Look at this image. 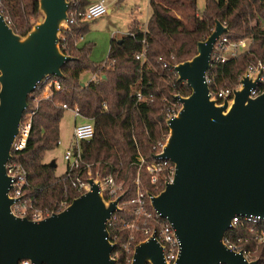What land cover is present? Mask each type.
Here are the masks:
<instances>
[{
  "label": "water",
  "instance_id": "1",
  "mask_svg": "<svg viewBox=\"0 0 264 264\" xmlns=\"http://www.w3.org/2000/svg\"><path fill=\"white\" fill-rule=\"evenodd\" d=\"M70 6L69 0H39L43 19L25 37L0 12V264L117 263L108 223L125 195L107 202L100 181L90 179L91 191L40 222L11 210L7 166L29 99L44 79H63L73 60L60 48ZM228 33L216 21L212 34L198 43L197 55L174 67L192 94L176 97L182 109L167 122L170 135L156 156L171 161L176 173L151 204L175 231L180 247L175 264H258L225 244L235 217L264 220V92L251 96L261 76L243 75L233 99L223 104L211 99L207 79L215 45ZM49 166L56 169V161ZM132 264H167L155 234L135 248Z\"/></svg>",
  "mask_w": 264,
  "mask_h": 264
},
{
  "label": "trees",
  "instance_id": "2",
  "mask_svg": "<svg viewBox=\"0 0 264 264\" xmlns=\"http://www.w3.org/2000/svg\"><path fill=\"white\" fill-rule=\"evenodd\" d=\"M77 24L71 33H63L62 52L73 60L63 69L59 79L63 90L53 101H41L33 118L32 129L25 150L14 151L12 162L23 166L28 173L26 196L43 211L58 213L63 202L71 205L80 194L73 186L75 174L87 179V171L56 175V170L44 162L46 154L60 145V124L64 105L77 108L80 115L91 121L95 135L81 145L84 164L91 165L92 175L114 176L123 184V203L136 195V180L141 181L145 193L158 195L145 168H139V158L152 162L169 137L167 114L176 97H189L192 90L178 81L174 67L197 55L198 43L214 31L216 21L229 28L231 41L251 39L248 52L225 64L212 62L208 72L210 93L239 84L250 64H264V0H206L205 11L199 14L198 0H150L151 17L146 26L134 20L129 32L120 40L113 39L109 59L102 64L89 60V46L79 47L89 31L90 23H80L89 6L87 0H77ZM72 10L74 8L72 7ZM71 10V11H72ZM0 12L7 18L14 32L25 37L39 16V0H0ZM140 54L146 61L137 60ZM90 72L97 77L82 86L81 76ZM264 90V83L261 87ZM150 100L139 102L137 93ZM29 99V111L36 107ZM151 211L152 208L149 205ZM115 215L114 225H108L110 240L118 236L116 256L118 264H130L133 254L120 249L128 232H121L123 221L133 215L126 211ZM165 223L164 220H160ZM153 226V225H152ZM264 230L263 224L238 226L226 235V240L239 251L249 253L250 261L264 264V245L257 246L250 228ZM158 229V227H157Z\"/></svg>",
  "mask_w": 264,
  "mask_h": 264
},
{
  "label": "built area",
  "instance_id": "3",
  "mask_svg": "<svg viewBox=\"0 0 264 264\" xmlns=\"http://www.w3.org/2000/svg\"><path fill=\"white\" fill-rule=\"evenodd\" d=\"M70 1V11L68 13V24L63 27V33H71L72 32V24H77V0H69ZM72 7L74 10H72ZM72 10V11H71ZM109 14V7L105 0H98L97 2L89 5L84 14L81 17L80 23H92L95 22ZM83 39V38H82ZM66 37H62L61 35V42H65ZM252 43L251 39H243L240 41H231L229 38L223 36L217 42L214 48L212 62L225 64L226 62L230 61L231 59L237 58L240 54L248 52L250 44ZM137 60L142 62L146 61L145 55L140 54L137 56ZM244 75H247L249 78H260V84L257 89L252 91L251 96L253 98L258 97L261 95L264 90H261V87L264 83V64L262 62H258L256 64H250L248 66L247 71ZM208 79V77H207ZM97 77L93 76L91 81L97 82ZM90 81V82H91ZM208 83L210 80L208 79ZM241 84H237L233 87H225L218 90L215 93H211V99L218 101L220 104H223L224 101L229 100L231 101L234 97V90L236 88H240ZM37 90L40 91L39 98L34 97L32 103L35 104V109L29 111V108L24 116L22 121L20 132L16 141L13 145V152H21L26 149L28 144V139L30 136V132L32 129V122L33 118L37 113L38 106L41 101H53L54 96L57 92H61L63 87L59 81V79L55 77L44 79L38 85ZM36 90V91H37ZM137 99L139 102L150 100L153 101L152 96L147 98L144 97L142 93H137ZM177 104H173L172 108L169 109L167 114V122L172 118L176 117L178 113L182 109V104L177 99ZM64 110H71L75 114V118H83L79 110L77 108L70 109L67 105L63 106ZM95 135V128L91 121L86 123H82L76 125L74 128V134L72 138V143L70 147L66 150L64 160L67 163V171L68 177H72L75 171L83 170L87 171L88 176L92 175L91 172V165L84 164L83 155L81 150V145L83 142L90 141L93 139ZM164 147V146H163ZM163 147L161 151L155 155L154 160L152 162H147L143 157L139 158V168H145L148 174L151 177V182L155 186L156 191L165 189V187L172 183L175 177L176 168L175 165L169 161L164 160L161 158H156V156L160 155L163 152ZM7 173L13 180V189L10 191L9 196L14 200V204L11 207L12 213L20 218H27L34 222H40L54 213L49 211H43L36 208L33 202L26 196L25 189L28 186V173L26 169L18 165L17 163L10 162L7 166ZM76 178L73 182L74 188H76L77 192L81 195L91 191V185L89 184V180L91 178H83L80 174H75ZM96 182L100 181V189L101 193L106 199L107 202L115 201L121 195H125L123 192V184H121L117 178L114 176H106L101 177L100 179H96ZM136 195L129 201L122 203L119 205L120 212L123 211V207L127 206L126 211L133 215V219L131 221H123L122 226L120 228L121 232H128V238L125 243H123L120 249L126 254H134L135 248L142 242L148 241L154 234L158 242L164 249V259L167 264H175L179 258L180 247L178 239L175 235V231L173 227L165 221V223H161L160 216L154 211L151 198L153 194L145 193L141 189V181L140 177L138 176L136 180ZM161 191V192H162ZM160 192V193H161ZM159 193V194H160ZM152 208L153 211L149 208ZM69 205L66 202H63L60 206V212L65 210ZM119 213V212H118ZM117 214V213H116ZM115 214V215H116ZM115 215L108 223V225H114V221L116 220ZM163 220V219H162ZM247 224H263L264 220L260 218H242V217H235L232 221V230H234L238 226H245ZM153 225V226H152ZM158 227V229H157ZM229 231V232H230ZM251 234L254 236L253 242L257 246L264 245V230H256L254 227L250 228ZM118 236L114 237L113 240H110L112 243L117 245L116 240ZM225 244L228 246L229 249L233 251L239 252L236 246H233L229 243V241L225 238ZM116 249V250H117ZM245 257L249 260V253L243 252ZM113 254V258L117 261V256ZM133 258L128 260V263L132 264ZM19 264H33L31 261H22ZM118 264V261L117 263Z\"/></svg>",
  "mask_w": 264,
  "mask_h": 264
},
{
  "label": "rangeland",
  "instance_id": "4",
  "mask_svg": "<svg viewBox=\"0 0 264 264\" xmlns=\"http://www.w3.org/2000/svg\"><path fill=\"white\" fill-rule=\"evenodd\" d=\"M105 1L112 13L90 23L89 31L79 43L80 48L89 46V60L95 64H102L109 59L111 41L113 39L120 40L126 36L134 20H138L141 27L146 26L152 14L149 3L150 0ZM205 6L206 0H198L199 14L204 13ZM42 19L43 18L39 15L33 24L40 22ZM92 77V73L86 72L81 76V81L86 85L91 81ZM36 97L39 98V94L36 95ZM35 104L37 103H33V105ZM86 122H88V120L84 118H75L73 111L65 110L64 117L60 124V145L55 151L46 154L44 158L46 164L56 161L57 168L55 170L57 176L60 177L67 171V163L64 160V156L66 150L72 143L75 126ZM87 178L96 180L101 177L98 175H90L87 176Z\"/></svg>",
  "mask_w": 264,
  "mask_h": 264
},
{
  "label": "crops",
  "instance_id": "5",
  "mask_svg": "<svg viewBox=\"0 0 264 264\" xmlns=\"http://www.w3.org/2000/svg\"><path fill=\"white\" fill-rule=\"evenodd\" d=\"M98 0H87V2H88V4L89 5H91V4H93V3H95V2H97ZM150 3V2H149ZM110 13H112V11H111V9L109 10V14ZM141 23V22H140ZM143 25H145V24H143Z\"/></svg>",
  "mask_w": 264,
  "mask_h": 264
}]
</instances>
